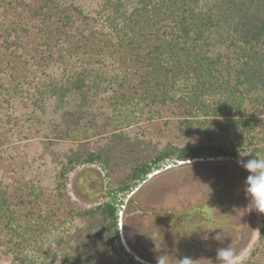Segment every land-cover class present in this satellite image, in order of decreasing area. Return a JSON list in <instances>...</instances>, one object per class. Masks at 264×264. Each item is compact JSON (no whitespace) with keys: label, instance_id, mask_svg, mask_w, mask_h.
<instances>
[{"label":"trees","instance_id":"16d2710c","mask_svg":"<svg viewBox=\"0 0 264 264\" xmlns=\"http://www.w3.org/2000/svg\"><path fill=\"white\" fill-rule=\"evenodd\" d=\"M64 2L84 22L73 39ZM31 29L40 41L25 43ZM0 40V148L23 144L6 156L19 164L8 180L0 168V247L19 264H134L114 246L118 212L148 175L166 162L264 157V118L253 119L264 110V0H0ZM165 113L207 142L155 136ZM33 133L74 143L53 180L42 169L52 161L29 150ZM82 165L110 178L107 201L35 221L54 216L48 199ZM243 264H264V221Z\"/></svg>","mask_w":264,"mask_h":264},{"label":"rangeland","instance_id":"374dc122","mask_svg":"<svg viewBox=\"0 0 264 264\" xmlns=\"http://www.w3.org/2000/svg\"><path fill=\"white\" fill-rule=\"evenodd\" d=\"M64 6L63 12L70 17L72 23L67 30L68 36L73 39V36L79 34L77 31L81 30L84 22L71 10L68 2H64ZM48 16V22L57 26L55 29L49 28L52 38L60 25L56 24L57 13L51 11ZM89 33V30L84 31L85 36ZM29 35L25 37V43L32 44L40 41L41 34L35 29H31ZM10 51L11 49L4 52L3 60L12 59ZM15 62L20 67V62ZM263 118L264 110L257 113L253 119L262 120ZM165 122L167 124H163ZM154 127L157 134L155 136L174 143L207 142L202 135L191 133L180 126L178 118L170 113H165V118L157 121ZM13 130L16 132L18 128L13 127ZM34 134L36 133L30 134L31 140L27 141L29 150L32 154H37L39 163L52 161L50 165L43 164L42 169L48 170L47 175L50 173V178L53 180L58 158L67 153L74 143L68 141L50 143L43 135ZM9 144L7 147L10 150L6 152H3L6 150L5 147L0 148V151L6 154L0 159V168L6 171L7 180L9 176L7 172L18 169L16 166L19 164L6 156L16 155L23 147V144L17 141H10ZM241 159L247 158L238 155L235 158L166 162L160 170L148 175L146 181L137 186L139 190L135 195L132 193L137 188L127 194L122 206H119V239L115 241L114 246L120 258L124 261L131 259L134 264H158V258L162 256L166 264H181L180 261L184 259L191 260V264H219L217 250L231 246L235 252L234 264H243L249 260L251 252L257 246L264 213L255 209L249 210L250 198L245 192L248 173L238 163ZM1 173L2 171L0 175ZM15 178L19 179L18 176ZM110 182V178L104 177V172L97 165L75 167L66 174L63 181V198L48 199L54 216L44 214L41 218L34 220H39L41 225H45L46 220L57 221V219L65 218L69 211L77 212L101 204L107 201L106 192L110 189ZM17 186V184L12 185L8 193L11 195L18 193ZM156 202L160 206L153 205ZM148 203L152 206L147 208ZM163 204L169 206V209ZM136 209L141 211L142 215H138ZM158 209L159 211H156ZM147 210L155 211V213H151L147 219L148 223L145 224L143 217ZM167 213L169 217L166 216ZM161 224L164 225L163 228H160ZM36 228L38 227L31 228L30 236ZM208 232L215 237L217 244L214 248L210 246V251L206 254L205 251L196 247L198 241H191L189 236L196 237V234ZM0 264L19 263L14 260V254L0 247Z\"/></svg>","mask_w":264,"mask_h":264},{"label":"clouds","instance_id":"9594fccd","mask_svg":"<svg viewBox=\"0 0 264 264\" xmlns=\"http://www.w3.org/2000/svg\"><path fill=\"white\" fill-rule=\"evenodd\" d=\"M241 157L251 156L249 159H241L238 163L247 171L245 181L246 196L250 198L249 210L255 209L264 213V157L253 153H240ZM164 256L158 258V264H166ZM235 252L231 246L217 250L219 264H234ZM181 264H191V260L184 259Z\"/></svg>","mask_w":264,"mask_h":264},{"label":"flooded vegetation","instance_id":"af4514ba","mask_svg":"<svg viewBox=\"0 0 264 264\" xmlns=\"http://www.w3.org/2000/svg\"><path fill=\"white\" fill-rule=\"evenodd\" d=\"M155 175V174H154ZM151 177H152V175H151ZM138 190H139V188H137ZM136 189V190H137ZM137 190V191H138ZM137 191H134L133 193H132V195H135V193L137 192ZM134 202V201H133ZM153 205H155V206H160V205H158L157 204V202L155 203V204H153ZM146 206H147V208L148 207H151L152 205H151V203L149 204H146ZM163 206H165V204H163ZM165 207H167L168 209H169V206H165ZM167 208H164V209H166L167 210ZM136 211H137V214L138 215H142V213H141V211H139L138 209H136ZM139 211V212H138ZM156 211H159V209L158 210H156ZM163 211V210H162ZM151 213H155V211H150V210H147L146 211V213H144V219H145V224L146 223H148V218H149V216L151 215ZM135 215V214H134ZM166 216H168L169 217V213H167V215ZM141 218H142V216H141ZM140 227H141V225H139ZM138 226V227H139ZM139 227V228H140ZM164 227V225L163 224H161L160 225V228H163ZM169 227V226H168ZM137 234V233H136ZM158 234H159V231H158ZM197 236L196 237H193V236H189V239L191 240V241H198V243H196V247L197 248H199V249H201L202 251H205L206 252V254H208L209 253V251H210V246H212L213 248H214V245L215 244H217L215 241H216V239H215V237L214 236H212V234L211 233H202V234H196ZM158 238H160V237H158ZM211 247V248H212ZM131 252V251H130Z\"/></svg>","mask_w":264,"mask_h":264},{"label":"bare ground","instance_id":"6f19581e","mask_svg":"<svg viewBox=\"0 0 264 264\" xmlns=\"http://www.w3.org/2000/svg\"><path fill=\"white\" fill-rule=\"evenodd\" d=\"M121 227V226H120ZM127 247V246H126ZM138 261H140L141 263H143L141 260H138Z\"/></svg>","mask_w":264,"mask_h":264},{"label":"built area","instance_id":"2783aa9c","mask_svg":"<svg viewBox=\"0 0 264 264\" xmlns=\"http://www.w3.org/2000/svg\"><path fill=\"white\" fill-rule=\"evenodd\" d=\"M119 228H120V224H119Z\"/></svg>","mask_w":264,"mask_h":264},{"label":"water","instance_id":"95a60500","mask_svg":"<svg viewBox=\"0 0 264 264\" xmlns=\"http://www.w3.org/2000/svg\"><path fill=\"white\" fill-rule=\"evenodd\" d=\"M138 190V189H137ZM137 190H135V191H137Z\"/></svg>","mask_w":264,"mask_h":264}]
</instances>
